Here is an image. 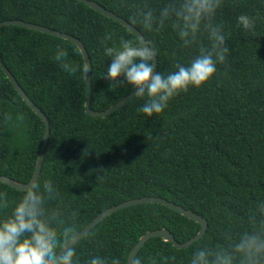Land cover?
<instances>
[{"label": "trees", "instance_id": "1", "mask_svg": "<svg viewBox=\"0 0 264 264\" xmlns=\"http://www.w3.org/2000/svg\"><path fill=\"white\" fill-rule=\"evenodd\" d=\"M94 1L126 20L133 6L156 9L163 3ZM242 13L257 17L252 31L237 27L236 17ZM19 19L83 42L91 60L92 109L103 110L130 93L123 87L110 90V82L100 75L109 61L97 38L107 31L113 32L114 40L131 38L124 25L78 0H0V22ZM217 20L230 48L227 66L219 65L208 81L171 98L152 117L136 112L144 100L135 96L105 116L88 114L86 82L67 80L52 59L59 44L69 50V66L83 72V57L72 41L24 26L0 29L4 65L50 123L37 182L53 187L61 205L77 212L79 231L104 209L150 195L207 220L204 236L188 248L149 238L136 254L144 257L145 264L149 258L160 264L167 256H175L168 264H188L197 245L228 248L238 233L254 229L248 218L255 214L257 200L264 199V3L225 0ZM136 27L158 49L157 71H171L177 59L187 62L196 54L195 47L182 46L168 25L152 33ZM199 41L207 43L206 33H200ZM5 111L13 115L22 111L25 120L9 127L3 122ZM44 130L41 117L26 105L0 68V176L21 183L31 179ZM100 169L102 179L96 182ZM0 190L10 200L20 193L3 183ZM58 211L52 209L49 216ZM158 228L169 230L183 243L201 226L159 203L130 205L105 216L78 240L77 256L81 264L94 255L116 256L126 264L140 236Z\"/></svg>", "mask_w": 264, "mask_h": 264}, {"label": "clouds", "instance_id": "2", "mask_svg": "<svg viewBox=\"0 0 264 264\" xmlns=\"http://www.w3.org/2000/svg\"><path fill=\"white\" fill-rule=\"evenodd\" d=\"M224 4L225 0H163L156 9L147 4L133 6L127 26L133 34L131 38L120 36L114 40L111 31L97 38L109 61L100 74L110 82L109 89L123 87L134 93L132 97L143 98L136 112L152 117L161 113L171 98L190 87H200L217 72L219 65L227 66L230 48L225 43L223 24L217 20ZM256 19L242 13L236 17V24L252 31ZM136 25L146 33L158 32L168 25L182 46L195 47L196 54L187 62L177 59L171 71H154L153 61L158 49L141 31L139 35L133 33ZM201 32L206 33V44L199 41ZM69 55V50L58 44L52 59L67 80L85 83L90 77L86 76L85 69L80 72L69 66ZM24 120L22 111H16L15 115L3 112V122L9 127H18ZM103 171L99 170L96 182L102 179ZM54 208L59 211L49 216ZM255 208V214L248 218L254 229L238 233L228 248L208 244L193 246L188 264H264V199L257 200ZM0 210H3L0 213V264H81L75 239L80 232L77 212L61 205L53 187H41L35 180L11 200L6 191L0 190ZM170 260H175V256L162 257L160 264H168ZM84 264H122V261L116 256L94 255ZM130 264H145V259L135 253ZM148 264H157V261L149 258Z\"/></svg>", "mask_w": 264, "mask_h": 264}, {"label": "water", "instance_id": "3", "mask_svg": "<svg viewBox=\"0 0 264 264\" xmlns=\"http://www.w3.org/2000/svg\"><path fill=\"white\" fill-rule=\"evenodd\" d=\"M78 1L85 3L86 5L90 6L91 8L95 9L96 11H98L102 14H105L108 17H111L115 21H118L119 23L124 25L126 28L128 26V23H130L124 17L116 14L115 12H113L111 10L106 9L105 7H103L102 5H100L98 2H96L94 0H78ZM9 25H15V26H19V27L24 26V27L31 28L34 30H38V31H41L44 33L55 35V36L61 37L63 39L72 41L78 47V49L80 50L81 55L83 57L85 74L87 77H90L86 81V99H85V103H84L85 111L88 114L97 115V116H105V115L113 112L114 110L122 107L129 100H131L134 97V96L132 97V95L134 93L130 92L127 95H125L124 97H122L120 100H118L117 102L113 103L112 105H110L109 107H107L103 110L92 109L91 108V94H92L91 60H90V56H89L83 42L79 38H77L74 35H71L69 33L60 31L58 29H52L50 27H47L45 25H41L38 23H32V22L24 21L21 19L2 21V22H0V29L3 26H9ZM132 31L134 34L139 35L140 30L138 28L137 29L132 28ZM153 62H154V71H157V67H158L157 56H156V58H154ZM0 68L4 72V74L6 75V77L8 78V80L10 81L12 86L14 87L15 91L18 93V95L22 98V100L26 103L27 106L29 105L31 107V109L33 111H35L41 117V119L45 125L44 135L42 138L41 145L39 147V152H38V155H37V158L35 161L34 171H33L31 179L27 183H21V182H17L15 180H13L7 176H0V183L6 184L7 186H9L15 190L21 191V189L28 187V186H31L32 181L36 180V182H37V179L39 177L40 170H41V165H42V162L44 159L45 147L47 145L49 134H50V123H49V119H48L47 115L22 90V88L20 87V85L18 84V82L16 81L14 76L11 74V72L4 65L1 56H0ZM146 202L159 203V204H162L163 206H165L169 209L177 211L178 213L186 216L187 218H189L195 222H198L201 225V229L193 238L189 239L188 241H186L184 243H178L174 239L173 235L166 229H160L159 228V229H154V230H148L140 236L138 241L131 248V250L129 252V256L127 257L126 264H130L132 256L135 253L137 254L138 251L140 250L141 246L151 237L162 238L165 241L170 242L174 247H176L178 249H184V248H188L189 246H191L194 242L198 241L204 235V233L206 231V227H207L206 220L200 218L198 215H196V214H194L188 210H185L184 208H182L178 205H175L171 202H168L167 200L163 199V197L150 195V196H141V197L128 199V200L122 201L116 205H113V206H110V207L104 209L103 211H101L97 215H95L80 230V232L77 234L75 239H77V241L80 240L82 237H84L88 233V231L93 226H95L99 221H101L105 216L109 215L110 213H112L118 209L128 207L130 205H135V204H139V203H146Z\"/></svg>", "mask_w": 264, "mask_h": 264}, {"label": "bare ground", "instance_id": "4", "mask_svg": "<svg viewBox=\"0 0 264 264\" xmlns=\"http://www.w3.org/2000/svg\"><path fill=\"white\" fill-rule=\"evenodd\" d=\"M169 202V201H168ZM172 203V202H171ZM174 204V203H173ZM176 205V204H175ZM163 206V205H162ZM179 206V205H178ZM181 207V206H180ZM172 210V209H171ZM186 210V209H185ZM189 211V210H188ZM177 212V211H176ZM191 212V211H190ZM192 213H194V212H192ZM180 214V213H179ZM194 214H196V213H194ZM182 215V214H181ZM196 215H198V214H196ZM184 216V215H183ZM200 218H202V219H204L203 217H201L200 215H198ZM186 217V216H185ZM204 220H206V219H204ZM206 222H207V220H206ZM198 223V222H197ZM199 224V223H198ZM201 226V225H200ZM207 227H208V223H207ZM207 227H206V231H207ZM159 229V228H158ZM167 230V229H166ZM169 231V230H168ZM205 231V232H206ZM170 232V231H169ZM171 233V232H170ZM172 234V233H171ZM205 234V233H204ZM173 235V234H172ZM204 236V235H203ZM202 236V237H203ZM174 237V236H173ZM193 238V237H192ZM175 239V238H174ZM201 239V238H200ZM199 239V240H200ZM164 240V239H163ZM176 240V239H175ZM188 241V240H187ZM167 242V241H166ZM179 243V242H178ZM184 243V242H183ZM190 247V246H189ZM178 249V248H177Z\"/></svg>", "mask_w": 264, "mask_h": 264}]
</instances>
